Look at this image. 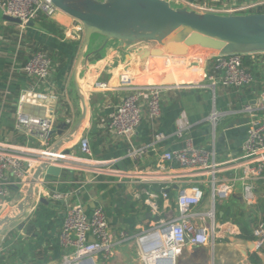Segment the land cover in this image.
<instances>
[{"label": "built area", "instance_id": "built-area-1", "mask_svg": "<svg viewBox=\"0 0 264 264\" xmlns=\"http://www.w3.org/2000/svg\"><path fill=\"white\" fill-rule=\"evenodd\" d=\"M179 1L199 12L225 15L264 12V0H240L227 4L224 0H216V3L211 0L210 5L200 4L195 0ZM57 11L51 0H0L2 16L18 18L20 23L16 26L21 31L28 22H34L41 16L50 18ZM73 35L74 39L82 37L83 27L80 22ZM246 55L248 54L232 53L213 56L212 86L219 84L240 90L250 85L254 77L244 66ZM52 66L50 54L42 49L32 52L22 66L28 84L20 90L17 97L12 128L23 142L0 140V208L10 203V190L15 187L20 192V197L17 203L12 204L9 215L17 213V204L28 185L27 178H31L32 171L43 162L79 177L80 186L68 191L47 187L44 172L35 183L33 199L44 197L66 204L58 234L62 249L59 264L109 262L115 256L118 246L130 243L139 264H176L177 256L186 245L214 246L215 238L227 225L226 222L216 221V201L227 200L237 183L241 185L243 200L247 204L254 202V185L264 178V89L256 100L247 102L240 110L247 115L248 120L239 155L223 161L217 160L214 147L197 145L189 131L191 125L184 122L173 133L181 145L162 152L156 166L146 168L142 164L148 153L157 149V145L168 135L154 131L149 143L139 145L133 144L132 138L145 117L153 122L161 117L162 94L168 86L138 82L128 68L119 72L114 83L94 81L93 91L123 93L119 102L111 107L101 126L126 143L125 157L131 163V168H127L121 158L91 161L90 139L85 135L76 144L77 153L74 146L62 147L64 141L52 151L60 137L57 135L58 138L50 142L53 134L48 137V132L61 121L67 125L72 122L70 116L59 113L58 106L63 94L49 81ZM25 104L42 107L44 113H24L22 106ZM225 113L213 105L205 120L214 127ZM32 140H37L39 147H32ZM225 173L229 174L224 175ZM86 174H93L95 177L107 175L117 178L118 182L128 180L141 185L135 197L144 196L143 204L148 207V212L154 219L146 228H139L138 232L131 233L125 227L114 229L103 206L97 205L89 214L86 213L83 204L72 199L84 183L91 181V178L83 176ZM190 177L200 179L188 185H180L176 196L170 198L169 190L174 184ZM155 187H160V191L157 192ZM206 195L210 197L209 205L206 209H201ZM159 199L162 200V205L159 204ZM251 233L255 248L264 251V220H257ZM4 254L5 247L0 246V264H10L3 257Z\"/></svg>", "mask_w": 264, "mask_h": 264}, {"label": "crops", "instance_id": "crops-1", "mask_svg": "<svg viewBox=\"0 0 264 264\" xmlns=\"http://www.w3.org/2000/svg\"><path fill=\"white\" fill-rule=\"evenodd\" d=\"M195 1L204 5L212 3L211 0ZM233 1L240 0H224L225 4ZM42 17L32 25H27L22 31L4 19L0 21V140H8L12 143L23 142L12 128L15 103L20 90L28 84L22 66L32 51L41 46H44L53 58L54 78L51 79L50 75L49 81H52L57 90L63 94L58 106L59 113L68 115L72 119L66 132L74 129L80 118L79 96L75 84L69 87V83L73 80V71L83 35L80 39H74L73 34L76 33L78 22L60 10L50 18L46 17L45 22L51 30H46L40 25ZM104 42V37L92 36L87 52H94L100 47L101 49L87 60L82 59L80 62L78 80L86 105V115L69 140L64 141L62 147L74 146L77 153L76 144L79 138L85 135L90 139L91 161L121 158L123 165L131 168L130 160L125 157L126 143L101 126L111 107L119 102L123 93L93 91L92 83L96 80L114 83L119 72L129 68L130 65H132L130 70L135 76L140 72L139 63L143 64L155 59V61L163 60L167 68L160 74L161 82H152L168 86L162 94V115L154 122L145 117L132 139L133 144L149 143L154 131L163 132L168 137L157 145V149L148 153L142 166L154 168L162 152L176 149L181 145L173 133L177 126L184 122L191 125L189 131L197 145L214 147L217 160L223 161L228 157L239 155L245 140L248 120L247 115L240 110L247 102L256 100L264 89V52L252 53L244 57V66L252 72L254 79L250 85L236 90L219 84L212 86L211 76L214 73L212 58L202 61L190 58L187 69L183 72L175 71L178 68L175 61L185 60L186 57L139 58L136 54L137 49L127 47L119 40L111 39ZM59 64L62 67H59ZM156 64L162 69V64ZM213 105L218 110L226 112L214 127L205 120ZM57 138V134H53L50 142ZM30 144L32 147H39L37 140H32ZM83 176L91 178V181L84 183L72 199L80 201L86 213L89 214L97 205L103 206L114 229L125 227L129 228L131 233L138 232L139 228H146L154 219L150 216L148 207L143 204L144 196L135 197L141 185L128 180L118 182L117 178L107 175ZM199 179V177H190L186 181L174 184L169 190L170 198L176 196L177 187L180 185H188ZM79 180V177L73 173L64 171L58 177L47 176L46 186L68 191L79 187ZM254 186L253 203L247 204L243 200L240 183L236 184L233 194L227 200L216 201V221L226 222L227 225L215 238V244L211 246L213 250L208 249V245L195 247L186 245L177 256L176 264H264V251L255 248L251 233L255 222L259 219L264 220V178L257 181ZM156 188L158 187L154 189ZM10 196V203L0 208V219L9 216L11 206L18 202L20 192L13 187ZM41 198L44 201L34 199L27 212L1 234L0 246L5 247L3 257L10 264H59L62 249L58 234L66 204L63 201ZM209 200V195H206L200 208L206 209ZM159 204L162 205L161 199ZM225 210H227L226 214ZM22 222H24L23 226H21ZM131 250L133 252L131 243L118 246L115 256L109 262L101 261L100 264H126L128 257L132 259L129 256Z\"/></svg>", "mask_w": 264, "mask_h": 264}, {"label": "water", "instance_id": "water-1", "mask_svg": "<svg viewBox=\"0 0 264 264\" xmlns=\"http://www.w3.org/2000/svg\"><path fill=\"white\" fill-rule=\"evenodd\" d=\"M191 1V0H188ZM60 11L81 23L83 39L73 71V81L79 96L81 115L74 129L66 132L68 125L60 122L47 136L57 134L60 138L52 148L54 151L63 141L69 140L86 115L78 69L82 59L87 60L94 52H87L94 35L123 42L137 49L139 58L148 56H174L196 58L201 61L215 55L232 53L264 52V12L244 14H218L199 12L187 6L173 7L167 0H51ZM12 25L20 23L18 18L2 16ZM33 22H28L32 25ZM24 113L42 115L44 108L25 104ZM58 177L64 171L59 167L41 163L27 178L25 194L17 204V213L0 219L1 234L21 218L34 202L35 183L42 176ZM160 188H156L159 191ZM168 191V189H164ZM39 201H44L40 198ZM155 219H157L155 217ZM24 222L21 223V226Z\"/></svg>", "mask_w": 264, "mask_h": 264}, {"label": "rangeland", "instance_id": "rangeland-1", "mask_svg": "<svg viewBox=\"0 0 264 264\" xmlns=\"http://www.w3.org/2000/svg\"><path fill=\"white\" fill-rule=\"evenodd\" d=\"M173 7H179V6H183V4L179 1V0H167ZM185 3V2H184ZM184 6H187V4H184ZM257 11H260L259 9ZM3 19L2 17V14L0 13V21ZM36 51V50H35ZM34 52V51H32ZM52 58V57H51ZM190 59L189 58H186L185 60H178V61H175V64L176 66L178 67L175 71H184L185 69H187V65H189L190 61L188 60ZM53 61V59H52ZM156 63H159L160 65L162 64L163 66L162 69L161 68H158L156 65ZM144 64V65H143ZM143 64H138V68L140 70L139 74L133 75V77L135 78L136 81L140 82V81H148V82H161V80H159V77L161 73H164V71L167 70V68L165 67L164 65V61L163 60H158V61H155V59H150L146 62H143ZM143 65V66H142ZM54 66V65H53ZM132 68V65L129 66L128 70L131 72V69ZM189 72V71H188ZM132 73V72H131ZM54 78L52 76V73H51V79ZM72 87L74 86V83H73V80L70 81L69 83V87ZM68 91V89H67ZM76 102V100H75ZM213 108V106H212ZM212 108L210 109V111L207 113V116H209V114L211 113V110ZM206 116V117H207ZM11 213V212H10ZM219 218H217L218 220ZM208 249H210L211 251L213 250L211 246L208 247ZM129 256L132 258L130 259L128 257L127 259V263L126 264H139L137 262V260H135L136 256L135 254L132 252L131 250V253H129ZM98 263L100 264L101 261H98Z\"/></svg>", "mask_w": 264, "mask_h": 264}, {"label": "trees", "instance_id": "trees-1", "mask_svg": "<svg viewBox=\"0 0 264 264\" xmlns=\"http://www.w3.org/2000/svg\"><path fill=\"white\" fill-rule=\"evenodd\" d=\"M47 19H46V17H42L41 18V22H40V25L44 28V29H46V30H51V28L50 27H48V24L45 22ZM38 49H42V50H45V47L44 46H41V47H39V48H36L35 50H38ZM63 53V52H62ZM61 53V54H62ZM64 54V53H63ZM63 57V55H61V58ZM60 58V59H61ZM53 59V58H52ZM56 66H58V65H56ZM59 67H62V65L61 64H59ZM227 210H225V214L227 213L226 212Z\"/></svg>", "mask_w": 264, "mask_h": 264}]
</instances>
